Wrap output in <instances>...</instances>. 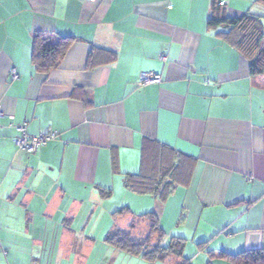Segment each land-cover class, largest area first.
I'll use <instances>...</instances> for the list:
<instances>
[{
	"label": "crops",
	"instance_id": "obj_1",
	"mask_svg": "<svg viewBox=\"0 0 264 264\" xmlns=\"http://www.w3.org/2000/svg\"><path fill=\"white\" fill-rule=\"evenodd\" d=\"M222 1L227 17L264 19L258 0ZM212 12L213 0H0V264H149L105 242L145 238L149 213L165 242H185V264L264 250V76L208 28ZM36 33L73 39L49 74ZM143 74L162 83L140 87ZM24 124L57 138L28 155ZM149 175L173 184L166 200L127 186Z\"/></svg>",
	"mask_w": 264,
	"mask_h": 264
},
{
	"label": "trees",
	"instance_id": "obj_2",
	"mask_svg": "<svg viewBox=\"0 0 264 264\" xmlns=\"http://www.w3.org/2000/svg\"><path fill=\"white\" fill-rule=\"evenodd\" d=\"M257 2L264 5V0ZM224 9L222 0H213V14L208 20V28L213 31L222 29L218 36L250 62L251 75L264 76V19L250 13L233 19L226 16ZM72 44L71 38L52 41L43 33H36L33 43V61L36 71L49 74L57 69ZM162 182V179L157 181L154 175L135 176L127 179V186L137 194H152L166 200L174 187L172 184L165 189H160ZM117 214L124 215L125 211ZM141 219L149 222V232L145 238L138 239L132 232L115 231L107 236L105 242L119 251L141 257L149 264L164 263L169 257L182 259L185 264L186 261L183 259L185 242L176 238L165 242L167 235L156 214L149 213L143 215ZM134 226L135 224L132 226L133 229ZM154 239L157 240L156 244ZM222 257L229 259L233 264H264V250L243 252L235 256L223 254Z\"/></svg>",
	"mask_w": 264,
	"mask_h": 264
},
{
	"label": "built area",
	"instance_id": "obj_3",
	"mask_svg": "<svg viewBox=\"0 0 264 264\" xmlns=\"http://www.w3.org/2000/svg\"><path fill=\"white\" fill-rule=\"evenodd\" d=\"M227 1H222V6H226ZM11 78L13 80L18 79V75L15 70L11 71ZM162 83V77L160 75H147L143 74L140 77L139 86L145 87L147 85H159ZM3 117L2 108L0 105V118ZM19 137L15 140V145L19 150L26 152L28 155H34L40 148L45 146L47 143L56 140L57 135L55 133L42 134L38 137L31 136L28 133L27 125H21L17 127Z\"/></svg>",
	"mask_w": 264,
	"mask_h": 264
}]
</instances>
